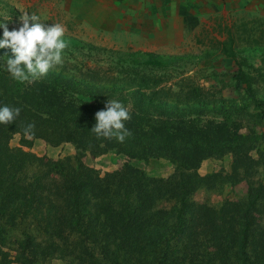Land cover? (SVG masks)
<instances>
[{"label": "trees", "instance_id": "1", "mask_svg": "<svg viewBox=\"0 0 264 264\" xmlns=\"http://www.w3.org/2000/svg\"><path fill=\"white\" fill-rule=\"evenodd\" d=\"M228 34L232 43L233 34ZM63 39L68 47L62 65L33 84L17 82L0 68V106L21 109L15 122L0 124V244L6 226L19 215L34 214L38 230L47 235L37 244L36 234L24 233L18 264H37L45 253L72 255L81 264H129L132 256L154 244L162 245L155 251L158 264L202 260L201 246L212 252L209 264H254L251 252L264 258V236L253 242L263 181L250 187L243 202L228 200L214 207L192 200L203 180L198 170L208 158L230 153L233 171L247 175L253 167L264 166V132L258 130L264 125V96L258 94L252 72L259 68L227 47L237 65L233 95L208 100L202 85L164 88L157 71L178 63L176 55L122 53L77 38ZM5 54L11 56V49H0V56ZM235 95L242 101L233 99ZM109 99L121 101L131 114L125 126L132 135L123 143L97 138L91 131L95 113ZM28 123L35 124V134L25 138L23 126ZM16 134L25 145L34 139L53 146L71 143L83 153L117 152L128 161L101 176L81 156L73 162L70 157L39 158L14 149L10 141ZM151 158L168 159L174 173L152 177L132 162ZM33 159L41 161L46 172L22 179L19 173ZM175 251L181 255L173 256Z\"/></svg>", "mask_w": 264, "mask_h": 264}, {"label": "rangeland", "instance_id": "2", "mask_svg": "<svg viewBox=\"0 0 264 264\" xmlns=\"http://www.w3.org/2000/svg\"><path fill=\"white\" fill-rule=\"evenodd\" d=\"M36 3L37 6L33 7L31 11H26V8H16L14 5L0 0V22H4L7 18L9 30L18 29L22 23L20 16L23 15V12L36 13L46 26L54 23L62 24L65 28L64 37L77 38L83 42L105 46L122 53L144 50L143 47L138 46L104 44V42H113V40L100 36L96 38L95 32L84 30L78 22L71 19L69 14L63 13L59 8H55L51 14L45 13L48 8L44 5L43 0L36 1ZM229 30L234 37L232 43L229 41ZM199 34L203 43H197L193 39L186 45L153 50L157 54L176 55L180 58L178 63L170 69L157 71V74L164 78V88H173L178 91L179 87H187L194 83L202 85L209 92L208 100H218L221 97L229 98L233 95L230 94V86L233 72L237 67L234 58L229 56L226 51V48L231 46L236 50L239 58L247 57L255 68H259L258 71L251 70L257 79L255 82L257 92L260 96H264V48L256 49L257 46H264V15L241 9L223 10L217 16L208 18ZM0 39H3L2 27H0ZM123 42H127V40L125 39ZM236 97H238V101H242L238 95L233 96V99ZM258 130L264 132V125L259 126ZM10 144L14 149L30 152L39 158L70 157L74 162L81 156L82 161L95 169L101 176L121 168L128 161L125 155L117 152L98 156H93L89 152L83 153L71 143L53 146L42 139H34L31 145H25L20 134L14 135ZM261 144L264 148V139ZM252 155L255 158L258 157L256 151H253ZM132 162L152 177L166 178L175 171V165L166 158H151L148 162L132 160ZM232 163L233 155L230 153L219 158L212 157L204 160L198 170L203 180L192 194V200L199 204L214 207H220L228 200L243 202L248 198L251 186L255 187L258 181L264 183L263 165L253 167L247 175L241 169L234 172ZM46 170V166L41 161L33 159L24 164L19 174L22 179L29 180L33 179L34 174L43 175ZM47 182V178L42 181L43 184H47ZM255 220L258 229L255 231L256 235L253 237V242L255 240L258 242L260 236H264V200L260 203L259 210L255 214ZM38 229V221L34 214L25 217L19 215L14 222L7 225L5 240L0 244V264H18L20 260L18 252H21L25 240L24 233L36 234V243H42L47 235ZM195 232L201 233V231ZM199 239L202 237L200 236ZM160 248L162 245L154 244V247L152 246L146 252L132 256L133 260L130 259L129 264H158L155 251ZM254 251H256L255 248ZM199 253L204 258L190 264H209L206 260L211 258V250L201 246ZM229 254L230 260H233L235 257L233 251L230 250ZM251 254L252 259L255 260L254 264H264V258H257L254 252ZM180 255L176 251L173 254L175 257ZM36 263L81 264L78 259H73L72 255L65 254L63 256L59 253L40 255ZM174 263L184 264L181 260L174 261Z\"/></svg>", "mask_w": 264, "mask_h": 264}, {"label": "crops", "instance_id": "3", "mask_svg": "<svg viewBox=\"0 0 264 264\" xmlns=\"http://www.w3.org/2000/svg\"><path fill=\"white\" fill-rule=\"evenodd\" d=\"M3 1L31 11L39 0ZM43 3L48 8L45 13L59 8L81 28L95 32L96 38L113 40L104 44L143 47L141 52L182 46L193 39L203 43L199 33L205 21L223 10L241 9L264 15V0H43ZM125 39L127 42H123Z\"/></svg>", "mask_w": 264, "mask_h": 264}, {"label": "clouds", "instance_id": "4", "mask_svg": "<svg viewBox=\"0 0 264 264\" xmlns=\"http://www.w3.org/2000/svg\"><path fill=\"white\" fill-rule=\"evenodd\" d=\"M8 19L0 22L3 39L0 49L10 48L12 55L0 56V68L20 83L33 84L46 77L50 70L63 63L64 50L68 47L63 39L65 28L60 23L45 25L36 13L23 12L20 16L21 26L9 30ZM19 107L0 106V124H11L20 115ZM131 119L129 109L117 99H109L105 108L95 113V125L91 131L97 138L116 139L123 143L132 133L125 126ZM34 123L23 126L25 138L33 136Z\"/></svg>", "mask_w": 264, "mask_h": 264}]
</instances>
